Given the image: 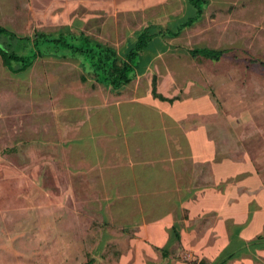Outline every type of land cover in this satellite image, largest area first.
I'll return each instance as SVG.
<instances>
[{"label": "crops", "instance_id": "0c3cea01", "mask_svg": "<svg viewBox=\"0 0 264 264\" xmlns=\"http://www.w3.org/2000/svg\"><path fill=\"white\" fill-rule=\"evenodd\" d=\"M202 1L200 13L176 36L150 40L144 69L156 55L177 49L169 40L178 37L191 43L180 49L192 61L213 64L230 55L244 66L264 69V0ZM194 12L187 0H0V27L20 37L35 32L80 33L119 53L142 28L172 30L195 16ZM110 19V32L117 36L126 32V24L138 25L120 48L92 36V31H98L93 26L106 32ZM24 29H31V34L21 33ZM238 41L244 44L237 46ZM253 44L260 53L249 49ZM193 48L220 50L222 54L215 60L191 57L187 50ZM44 59L72 63L80 82L100 85L82 71L77 59L54 56L36 57L18 72L9 71L0 60V82L5 84L9 78L30 82L31 72ZM205 76L213 82L238 80L227 73ZM40 77L37 74L32 79ZM162 96L172 100L150 94L148 103L135 95L137 106L129 111L118 106L115 111L120 120L115 128L111 129L108 121L95 122L93 127L92 119L85 126L89 137L85 145L94 147L101 160L108 153L105 139L110 133L134 146L126 159L120 155L117 160L120 177L135 184L129 185V193L165 196H160L164 198L152 210L134 216L145 221L138 226L142 230L131 238L132 250L112 264H264V94L245 102L241 99L244 95L236 92L228 112H223L226 105L222 107L216 89L200 88L179 99ZM99 109L88 110L97 113ZM245 118L242 123L240 119ZM172 149L180 153L171 154ZM174 162L182 164L180 172L173 170ZM181 254L192 261L182 260Z\"/></svg>", "mask_w": 264, "mask_h": 264}, {"label": "rangeland", "instance_id": "374dc122", "mask_svg": "<svg viewBox=\"0 0 264 264\" xmlns=\"http://www.w3.org/2000/svg\"><path fill=\"white\" fill-rule=\"evenodd\" d=\"M110 22L106 32L96 26L97 32L89 30L93 37L118 48L138 26L126 24V32L117 36L110 32ZM30 31L20 30L25 34ZM169 42L177 49L156 55L142 74L119 92L80 82L72 63L53 59L39 61L28 77L30 82L15 78L0 82V264H81L88 257L95 264H112L132 250L131 238L145 222L134 216L152 210L165 196L129 193L132 183L120 177L117 160L120 155L126 159L134 146L110 133L105 139L108 153L101 160L94 147L85 145L89 138L85 126L92 119L93 127L95 122L108 121L111 129L115 128L120 120L116 108L125 106L129 111L137 106L135 95L152 101V79L156 91L178 99L200 88L216 89L222 107L226 105V109L221 107L223 112L229 111L236 92L245 96L241 98L245 102L264 94L263 68L244 66L230 55L213 64L192 61L180 49L191 43L181 37ZM241 44L237 42V46ZM249 49L260 53L255 44ZM208 73L232 74L238 80L213 82L205 76ZM37 74L41 80L32 79ZM90 107L100 109L95 113ZM178 153L179 149L171 151ZM172 164L173 170L180 172V163ZM182 256L178 255L192 261V257Z\"/></svg>", "mask_w": 264, "mask_h": 264}, {"label": "trees", "instance_id": "16d2710c", "mask_svg": "<svg viewBox=\"0 0 264 264\" xmlns=\"http://www.w3.org/2000/svg\"><path fill=\"white\" fill-rule=\"evenodd\" d=\"M195 9V16L186 18L172 30L156 29L154 26L142 28L135 36V40L121 53L112 47L90 40L83 34L73 33H42L35 32L31 37H20L0 27V60L11 72L25 69L31 61L40 56H54L60 58H75L80 63L82 71L94 82L117 92L131 82L136 75L144 70L149 52V42L154 37L166 38L176 36L182 27L190 25L200 13L202 0H187ZM191 57L200 55L208 59H218L220 50L188 49ZM150 94L159 100L170 101L157 93L152 79ZM81 264H95L92 257H88ZM200 264V263H198Z\"/></svg>", "mask_w": 264, "mask_h": 264}]
</instances>
